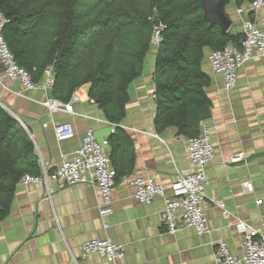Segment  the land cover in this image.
<instances>
[{
	"label": "crops",
	"instance_id": "obj_1",
	"mask_svg": "<svg viewBox=\"0 0 264 264\" xmlns=\"http://www.w3.org/2000/svg\"><path fill=\"white\" fill-rule=\"evenodd\" d=\"M250 4L248 0L226 4L230 26L225 34L240 37L242 20L264 17V7L256 14L248 13ZM210 52L203 49L199 63L206 83L200 90L210 116L204 121L190 120L189 126L157 124L153 96L158 46L152 40L140 77L128 86L119 123H110L100 107L91 103L87 85L68 101L76 99L71 114L62 109L50 112L43 106L52 99L50 88L24 90L19 81L3 78L0 62V107L18 121L32 142L38 174L42 164L51 173L70 159L88 130L97 141L108 142L104 152L118 174L111 195L112 213L105 219L99 216L93 186L76 185L48 200L43 189L17 185L8 216L0 222V264H214L212 255L218 242H224L233 255L242 254L236 222L264 232V58L244 64L238 70L235 88L226 92L221 78L212 74ZM204 122L211 128L214 148L203 204L210 233L198 236L183 229L170 235L161 219L163 201L156 198L149 205L140 204L134 198L130 177L156 176L157 183L168 186L179 174L189 172L184 149L190 139L187 134L194 130L188 128L196 126L199 135ZM63 123L71 126L74 136L58 142L53 126ZM234 154H243L244 161L229 164ZM214 202L224 204L227 218ZM96 239L123 246L124 259H82V244Z\"/></svg>",
	"mask_w": 264,
	"mask_h": 264
},
{
	"label": "trees",
	"instance_id": "obj_2",
	"mask_svg": "<svg viewBox=\"0 0 264 264\" xmlns=\"http://www.w3.org/2000/svg\"><path fill=\"white\" fill-rule=\"evenodd\" d=\"M0 13L7 20L4 41L18 67L37 84L50 70L52 99L63 104L89 86L88 98L110 123L124 116L128 86L142 73L154 26L164 27L154 94L162 126L200 121L198 112L208 106L200 90L206 84L199 71L203 49L238 47L242 39L208 23L200 0H0ZM188 129L194 130L190 138L198 136L196 126ZM25 174L39 175L34 146L0 107V222Z\"/></svg>",
	"mask_w": 264,
	"mask_h": 264
},
{
	"label": "built area",
	"instance_id": "obj_3",
	"mask_svg": "<svg viewBox=\"0 0 264 264\" xmlns=\"http://www.w3.org/2000/svg\"><path fill=\"white\" fill-rule=\"evenodd\" d=\"M263 7L264 0H253L248 13L256 14ZM6 24L7 20L0 13V62L4 67L3 78L19 81L26 91L50 88L53 84L50 70L45 73L43 85L33 82L31 74L18 67L3 38L2 32ZM163 31L162 25L153 27L151 40L157 46L162 41ZM241 36L238 47L227 45L221 50L211 51L208 56L212 74L221 78L226 92L235 88L238 70L244 64L254 58H264V17L242 20ZM72 100L63 104L48 99L43 102V106L50 112L62 109L71 114L76 99ZM91 103L95 104L92 100ZM53 132L58 142L74 136L71 126L67 123L54 125ZM107 146V141H97L94 133L88 130L82 138L80 148L70 159L61 162L51 173L42 164L39 175L25 174L20 178L18 185L43 189L48 200L56 193L76 185L93 186L97 189L99 216L105 219L112 213L111 195L116 185V172L111 168L104 152ZM184 151L191 170L179 174L168 186L157 183L156 176L130 177V185L135 187L134 198L142 205H149L156 198L163 201L161 219L168 234L173 235L180 230L191 229L198 236H206L210 230L203 204L208 184L207 166L214 159L211 128L208 124L205 122L201 124L200 134L187 140ZM243 161V154H234L229 158V164H239ZM214 203L222 209L223 216L227 218L229 213L225 210L224 204ZM104 228L106 229L107 225H104ZM234 228L242 239V254L235 256L224 242H218L212 255L214 264H264V232H259L241 221L236 222ZM89 256L116 262L124 259L125 250L123 246L108 240L96 239L82 244L81 258Z\"/></svg>",
	"mask_w": 264,
	"mask_h": 264
},
{
	"label": "water",
	"instance_id": "obj_4",
	"mask_svg": "<svg viewBox=\"0 0 264 264\" xmlns=\"http://www.w3.org/2000/svg\"><path fill=\"white\" fill-rule=\"evenodd\" d=\"M230 0H200V6L203 11L204 19L217 26L222 33H225L230 26V21L225 15V6ZM210 116L207 106L201 108L198 118L201 121L208 119Z\"/></svg>",
	"mask_w": 264,
	"mask_h": 264
}]
</instances>
